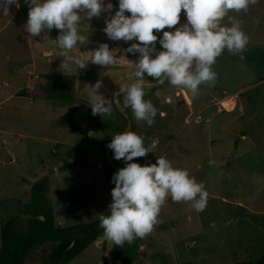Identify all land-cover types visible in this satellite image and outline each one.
<instances>
[{
  "label": "rangeland",
  "instance_id": "rangeland-1",
  "mask_svg": "<svg viewBox=\"0 0 264 264\" xmlns=\"http://www.w3.org/2000/svg\"><path fill=\"white\" fill-rule=\"evenodd\" d=\"M18 4L10 6L8 16L0 10V227L16 217L17 226L27 231L24 205L32 186L44 177L50 181L47 195L55 224L88 222L107 212L111 203L114 184L105 176L102 160L112 136L125 125L113 106L111 115L92 114L89 86L102 81L99 92L104 98L107 90L118 91L120 84L133 80L132 61L126 58L122 41L109 39L103 31L109 14L101 13L85 21L90 27L80 26L89 43L77 44L67 55L89 56L107 43L116 63L105 67L88 61L78 70L70 63L66 70L65 53L56 46L59 30L53 27L31 37L26 31L29 6L25 0ZM182 12L180 23H186ZM228 15L242 21L249 39L242 53L225 50L217 58L212 66L217 74L214 85H200L195 96L168 80L155 90L145 88L144 98L157 109L152 126L137 121L121 97L145 146L158 142L153 152L133 162L155 163L164 155L174 167L186 168L203 182L209 194L201 212L191 202L169 198L153 231L136 238L132 264H237L264 254V0L247 12ZM224 23L228 24L227 17ZM154 34L156 48L162 50L163 33ZM40 73L65 74L71 102L17 94ZM53 134L68 141L71 151L66 159L77 161L79 167L55 170L56 148L49 141ZM111 157L120 168L126 165L125 160L114 159L113 152ZM210 160L216 163L210 165ZM104 259V245L98 239L66 264H101ZM40 261L41 256L30 253L25 264Z\"/></svg>",
  "mask_w": 264,
  "mask_h": 264
},
{
  "label": "clouds",
  "instance_id": "clouds-1",
  "mask_svg": "<svg viewBox=\"0 0 264 264\" xmlns=\"http://www.w3.org/2000/svg\"><path fill=\"white\" fill-rule=\"evenodd\" d=\"M258 0H118V9L112 14L113 5L104 0H25L28 4L26 31L31 37L40 36L53 27L59 30L56 46L66 56L64 69L74 64L85 69L87 62L100 66L116 63L113 51L107 43H101L89 56L67 55L76 50L77 44L87 45L88 36L81 34L80 26L93 17L107 13L103 31L111 40L138 41L125 49L133 55L130 83L119 85L124 96V106L130 107L137 121L152 126L157 115L156 107L146 100L145 75L159 84L165 80L175 87H183L193 96L202 84L214 85L217 74L212 66L225 51L242 53L248 44V36L242 29V21L229 12H247ZM19 6L18 0H0V10L8 16L10 6ZM183 10L186 23H180ZM129 13L126 15L125 13ZM225 17L228 24L224 23ZM175 27L174 26H177ZM174 30H165V29ZM162 32L157 50L158 37ZM102 81L89 86L88 104L93 115H111L112 105L99 92ZM119 103V101H116ZM152 140L145 146V139L127 130L112 136L107 145L114 159L125 160L126 165L112 177L110 214L99 216V227L109 244L123 246L136 238H144L159 223V215L166 201L191 202L192 208L203 211L207 206L208 192L203 182H198L186 168L174 167L164 156L155 163L140 165L134 158L144 157L157 146ZM216 162L210 160L209 164ZM214 226V225H213Z\"/></svg>",
  "mask_w": 264,
  "mask_h": 264
},
{
  "label": "trees",
  "instance_id": "trees-1",
  "mask_svg": "<svg viewBox=\"0 0 264 264\" xmlns=\"http://www.w3.org/2000/svg\"><path fill=\"white\" fill-rule=\"evenodd\" d=\"M109 1L113 5L112 12L114 13L118 9V0ZM175 27H178V25ZM174 28L171 30H174ZM121 41L126 58L129 61L137 60L138 53L133 55L125 51L131 42ZM154 81L156 80L145 75V82ZM155 89L156 87L146 88V90ZM114 92L107 90L105 99L116 110L112 99ZM17 94L26 95L32 99H56L62 104L71 102L70 100L72 99L67 76L62 73H40L37 77L30 80L28 86L17 91ZM122 95L121 93L118 96L119 102ZM117 113L122 117L126 125V118L118 111ZM136 129V125L132 122L130 130L135 132ZM112 152L113 150L111 151V156ZM77 164V161L66 162L61 169ZM102 166L105 168V176L112 181L116 171L107 162L105 155L102 160ZM47 190L48 180L46 177L39 179L31 188L30 199L24 205L27 217L25 221L27 231L17 226L16 217L9 218L0 227V264H25V260L30 253L37 257L41 256L39 264H66L95 240H101L105 247L106 240L103 237V229L99 227L100 215L88 222L68 225L55 224L52 203L47 195ZM108 214H110L109 209L103 213V215ZM137 249L138 242L136 239L130 244L125 242L123 246L111 244L110 255L124 264H132ZM101 264L116 263L108 262L104 259ZM237 264H264V254L258 259H246L237 262Z\"/></svg>",
  "mask_w": 264,
  "mask_h": 264
},
{
  "label": "water",
  "instance_id": "water-1",
  "mask_svg": "<svg viewBox=\"0 0 264 264\" xmlns=\"http://www.w3.org/2000/svg\"><path fill=\"white\" fill-rule=\"evenodd\" d=\"M125 14L128 15L129 13L126 12ZM130 42L131 43H134V42H137V41H130ZM145 84H146V87L145 88H151V87L157 86L159 83H157V81H154V82H145ZM117 93H119V90L116 91L113 94L112 99H113V103H114V106H115L116 110L119 113H121L126 118V125L123 128V130L121 131V132H124V131L130 130L131 125H132V121H131L130 117L125 113L124 108L122 107V105L120 104V102L119 103L116 102L118 100V96H119V95H117ZM111 151L112 150L110 148L107 149V151L105 153V158H106L107 162L110 164V166L117 172L120 169V167L112 159V157H111ZM110 248H111V245L106 240L105 241V247H104L105 259L108 262H114L116 264H124L122 261H120V260H118L116 258H113L110 255Z\"/></svg>",
  "mask_w": 264,
  "mask_h": 264
},
{
  "label": "crops",
  "instance_id": "crops-1",
  "mask_svg": "<svg viewBox=\"0 0 264 264\" xmlns=\"http://www.w3.org/2000/svg\"><path fill=\"white\" fill-rule=\"evenodd\" d=\"M35 77H37V75H35ZM63 125L64 124H62V126ZM55 130H56V132H58L57 131V125H56ZM49 141L51 142V147L56 148V152H55V156H54V160H53L55 170H66V169H61L62 165L64 164V163L63 164L61 163V160H63V159L67 160L66 157H68L70 154L71 148H70L68 141L65 138L59 137L57 134L56 135L53 134V136L50 137ZM78 147H80V146H78ZM70 161H72V160L69 159L66 162H70ZM80 163H82V162H80ZM74 167H79V166L77 165V166L69 167V168H67V171H69L70 169H72ZM48 181H49V179H48ZM49 185H50V181H49ZM52 209H53V205H52ZM53 215H54V210H53ZM54 218H55V216H54Z\"/></svg>",
  "mask_w": 264,
  "mask_h": 264
}]
</instances>
